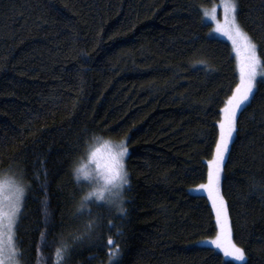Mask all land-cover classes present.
<instances>
[{
  "label": "trees",
  "instance_id": "trees-1",
  "mask_svg": "<svg viewBox=\"0 0 264 264\" xmlns=\"http://www.w3.org/2000/svg\"><path fill=\"white\" fill-rule=\"evenodd\" d=\"M218 1L0 0V177L23 170L31 186L22 264H56L61 238L72 244L90 219L97 227L66 264H110L116 247L118 264H264L262 78L220 184L244 261L208 243L218 232L211 200L191 192L208 182L220 110L240 82L230 44L203 20ZM237 3L264 63V0ZM102 140L127 141L126 214L93 198L81 215L93 186L74 169Z\"/></svg>",
  "mask_w": 264,
  "mask_h": 264
},
{
  "label": "snow or ice",
  "instance_id": "snow-or-ice-1",
  "mask_svg": "<svg viewBox=\"0 0 264 264\" xmlns=\"http://www.w3.org/2000/svg\"><path fill=\"white\" fill-rule=\"evenodd\" d=\"M223 10L225 22L223 25L217 23L215 32L226 36L231 41L233 50L239 64L240 82L236 86L232 95L225 102L220 110L222 119L218 121L219 136L215 144V153L212 160L208 162L207 184L199 185L200 189L206 190L211 200L212 209L215 213L216 225L219 232L215 240L210 243L217 249H221L225 256L234 257L238 261L246 259L245 252L232 241V227L228 212V205L220 191L221 174L225 167V158L230 153V144L233 142L234 133L238 132V114H243L250 107L255 99L257 89V77L264 83V63H262L257 52V44L242 29L238 22L237 0H223ZM207 15V14H206ZM210 21H215V16L208 17ZM201 64L205 62L201 61ZM108 149L104 163L96 162V177L100 182L99 187H93L81 198L78 212L83 215L85 212L91 216L88 203L95 198L96 201H104L110 207H116L118 212L126 214L123 192L130 188L129 172L125 166V158L129 156L127 141L122 140L118 144L110 141L105 142ZM99 149L91 153V158L96 159ZM45 178L47 172L45 170ZM77 182L81 177L91 180L93 177L84 166L74 169ZM30 185L24 182L23 170L11 177L0 181V264H22L21 257L23 251L18 246L17 230L20 219L23 216V209L27 192ZM47 193H45V196ZM45 205V216L47 217V200ZM111 227V222H109ZM97 227L96 221L90 219L83 226V231L71 234L72 244L80 243L85 237L90 236ZM44 233H41L42 239ZM122 235V233H117ZM72 244L61 238L60 247L56 248V264H66L67 258L72 251ZM110 246L115 245V241L108 240ZM120 249L116 247L109 253L110 264L114 259L118 264Z\"/></svg>",
  "mask_w": 264,
  "mask_h": 264
},
{
  "label": "rangeland",
  "instance_id": "rangeland-1",
  "mask_svg": "<svg viewBox=\"0 0 264 264\" xmlns=\"http://www.w3.org/2000/svg\"><path fill=\"white\" fill-rule=\"evenodd\" d=\"M222 5H223V0H219L213 6L203 9V11H202L203 20L211 25L210 33H211L212 36H214L216 38H220V39H222L224 41H227L230 44L232 52H233V55L235 57V61H236L237 73L239 75V64H238V60L236 58V54H235V52L233 50L231 41H229L226 36L220 35L219 33L215 32V28L217 26V23L223 25L224 22H225L224 10H223V6ZM212 15L215 16V21H210L208 19V17H211ZM239 78H240V76H239ZM259 78H261V77L258 76L257 80H259ZM106 141H108V140H102V141L96 142L92 146V148L89 150L88 155H87V157H88L87 160L85 162H83L82 165H81V166H84L86 168V170L90 173V175L93 177V179L89 180V181H91V185L93 187H99L100 186V182L95 179V177H96V162L99 161L101 164L104 163V159H105V157L107 156V153H108V149L105 147V142ZM110 142H112L113 144H118L119 143V142H113V141H110ZM97 149H99L100 151H99L96 159L93 160L91 158V153L96 151ZM14 174H16V173L10 171V172L4 174L3 176H1L0 177V181H3V180H5L8 177L13 176ZM81 180L85 181V179H83V177H81ZM197 188L198 187L191 188V192L200 193V192H197V191H203V193L204 192L207 193L206 190H203V189H200V188H198V190H197ZM207 195H208V193H207ZM218 232H219V228H218ZM218 232H217V234H218ZM216 237H217V235H216ZM216 237L214 239H212V240H215ZM211 241H208V243H210ZM210 245H211V243H210ZM212 246L214 247V245H212ZM215 249L224 255V253H223V251L221 249H217V248H215ZM224 257H226L227 259L233 260V261H237V263L241 262V261H238L234 257H231V256H225L224 255Z\"/></svg>",
  "mask_w": 264,
  "mask_h": 264
}]
</instances>
